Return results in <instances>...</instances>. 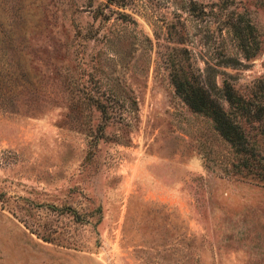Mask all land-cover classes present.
Here are the masks:
<instances>
[{"label":"rangeland","instance_id":"1","mask_svg":"<svg viewBox=\"0 0 264 264\" xmlns=\"http://www.w3.org/2000/svg\"><path fill=\"white\" fill-rule=\"evenodd\" d=\"M177 63L264 102V0H0V264H264V185Z\"/></svg>","mask_w":264,"mask_h":264},{"label":"trees","instance_id":"2","mask_svg":"<svg viewBox=\"0 0 264 264\" xmlns=\"http://www.w3.org/2000/svg\"><path fill=\"white\" fill-rule=\"evenodd\" d=\"M233 26L237 38V46L245 57L252 56L258 48V41L249 43L247 32L254 27L246 22V27ZM194 69V68H193ZM197 69V67H195ZM191 71L177 63L170 70V80L174 90L180 95L187 106L193 111L208 116L219 135L228 142L236 156L234 167L249 179L264 185V102H254L240 93L232 83L222 80L221 95L226 105L214 98L206 84L200 79L199 72ZM252 127L254 124L259 135L263 138L258 143L253 134L246 129L245 123ZM252 127V128H253Z\"/></svg>","mask_w":264,"mask_h":264}]
</instances>
